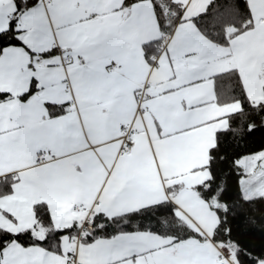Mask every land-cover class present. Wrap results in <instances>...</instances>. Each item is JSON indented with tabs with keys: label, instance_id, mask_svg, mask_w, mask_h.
I'll return each instance as SVG.
<instances>
[{
	"label": "snow or ice",
	"instance_id": "6c2138e0",
	"mask_svg": "<svg viewBox=\"0 0 264 264\" xmlns=\"http://www.w3.org/2000/svg\"><path fill=\"white\" fill-rule=\"evenodd\" d=\"M0 264H264V0H0Z\"/></svg>",
	"mask_w": 264,
	"mask_h": 264
}]
</instances>
